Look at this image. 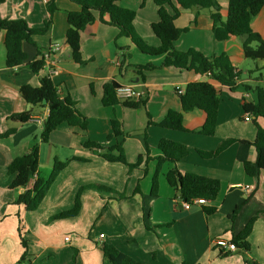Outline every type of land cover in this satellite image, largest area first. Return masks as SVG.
<instances>
[{"label": "crops", "instance_id": "crops-1", "mask_svg": "<svg viewBox=\"0 0 264 264\" xmlns=\"http://www.w3.org/2000/svg\"><path fill=\"white\" fill-rule=\"evenodd\" d=\"M47 1L5 0L0 5V15L6 20H24L30 28L38 29L48 18ZM142 2L121 0L123 7L136 11L134 26L138 34L150 46L158 47L161 42L151 28L159 20L158 7L155 0H146L144 6ZM218 2L225 20L229 0ZM55 4L57 10L48 32L34 36L35 44H23L28 59L19 68H7L6 34L0 32V133L17 129L11 137L0 139V264H18L26 251L22 264H113L104 255L103 245H112L141 264H264V171L256 179L244 169V164L254 162L257 156L252 145L257 133L254 117L250 115L247 119L243 109L245 101L254 102L256 98L242 87L252 85L254 75L250 72L255 63L245 57L242 40L231 37L215 41L208 9L183 10L175 25L187 32L174 43L175 48L196 49L210 57L226 53L240 73L237 88L232 91L208 75L174 67L147 71L143 82L134 67L149 63L160 66L163 56L141 53L129 39L119 36L117 28L96 21L82 32L85 63L80 65L71 56L66 32L68 14L80 11L81 7L70 0H55ZM251 26L264 38V7L252 18ZM52 47L58 50L51 53L48 64L35 74L27 64L37 59L38 51ZM258 64L264 76V60ZM52 69L58 70L51 79L60 95L77 103L78 110L88 119V128L63 124L51 134L48 143L40 144L39 172L33 182L36 178L48 179L56 160L69 163L40 206L27 211L23 204L16 203L24 189L10 188L13 178L7 176V168L16 157L29 153L40 142L43 125L35 118L46 120L48 109L32 107L22 98L20 88L26 84L40 86L41 79L49 77ZM110 82L131 86L140 97L147 98L145 108L104 106V85ZM193 82H209L220 91L217 125L211 136L199 133L206 121L204 110L182 109L177 89L184 91ZM259 85L264 87V79ZM31 110V119L25 123L7 120L15 113ZM170 110L183 113L184 130L158 126ZM148 115L154 125L148 126ZM113 119L121 123L122 135L108 140L113 133ZM259 122L264 127V118ZM162 140L184 145L188 154L177 163L162 165L158 195L153 196ZM228 140L233 142L223 152L215 157L206 156ZM86 142L107 147L121 145L128 164L136 163L140 156L142 163L130 169L127 164L109 162L101 157L104 150L87 147ZM74 157L88 161L73 160ZM172 169L219 180L217 198L184 208L180 194L167 181V173ZM88 185L110 188L124 193L126 198L88 188L82 193L81 210L76 216L53 219L71 210L77 191ZM137 187L141 193L136 194ZM238 206L240 209L232 219ZM209 209L214 211L209 213ZM255 216L252 231L245 239L246 248L227 250L226 246ZM20 228L27 248L22 245Z\"/></svg>", "mask_w": 264, "mask_h": 264}, {"label": "trees", "instance_id": "trees-1", "mask_svg": "<svg viewBox=\"0 0 264 264\" xmlns=\"http://www.w3.org/2000/svg\"><path fill=\"white\" fill-rule=\"evenodd\" d=\"M5 0H0V5ZM78 4L81 9L78 12L68 14L69 28L66 32V43L71 50L73 60L83 65L85 61L81 52L82 32L96 21L113 26L119 30V36L130 40L141 53L151 56H163L160 66L149 63L147 65L135 66V73L140 80L145 82V72L162 67H174L179 70L194 71L200 75H208L212 80L221 86L234 91L237 88V80L240 73L234 67L232 61L226 53L214 56H206L196 49L179 51L174 43L179 37L187 32V29H179L175 25L176 19L183 10L192 8L208 9L212 20V34L215 41H226L231 37H239L242 40V47L245 57L255 63V68L250 72L253 76V83L245 84L242 87L246 92L252 93L256 100L254 102L245 101L243 109L246 114L254 117L253 121L257 128L256 138L252 145L256 149V160L244 164L245 172L256 179L264 171V127L259 120L264 118V87L259 85L263 79V68L259 62L264 60V38L251 26L252 18L256 16L264 7V0H229L227 18L222 17V7L218 0H155L158 7L159 20L151 25L153 33L160 40L158 47L150 46L136 31L134 20L136 11L123 7L121 0H70ZM143 0L141 6H144ZM172 9V11L169 10ZM57 7L55 0L47 1L48 18L44 26L33 29L24 20H6L0 15V32H5L6 66L14 70L22 66L28 59L23 50V44H35L34 36L44 35L48 32L53 23V15ZM46 52V51H45ZM38 51V57L27 66L38 74L45 66L44 53ZM125 60L121 62L123 67ZM119 85L110 82L104 85L103 105L113 107L117 104L128 109L145 108L147 98L140 97L138 100H120L116 90ZM22 98L32 107L47 108L48 116L43 125L40 142L35 143L29 153L16 157L7 168V176L12 177L11 189H24L19 196L17 204H23L27 211H35L44 200L47 192L58 178L59 174L66 168L69 161H55L53 170L48 179L36 178L40 164V144L48 143L51 134L61 125L67 124L71 127H79L87 130L88 119L77 108V103L69 96L62 97L50 77L41 79L40 86L23 85L20 88ZM183 111H192L196 108L202 109L206 113V121L200 134L211 136L215 132L217 125L218 111L221 103L220 91L209 82H193L187 85L186 89L179 93ZM46 101V104L44 103ZM32 110L25 113H15L8 117V121L25 123L31 119ZM149 116V115H148ZM148 126L154 125L151 117H148ZM113 133L109 135L111 140L122 135L121 123L113 119ZM158 126L184 130L183 113L170 110L165 119L158 123ZM16 128H10L4 133H0V139H6L16 133ZM233 141L228 140L219 145L208 157H215L223 152ZM87 147L95 150H104L101 157L109 162H121L127 164L130 169L141 165L143 157L140 156L134 164H128L123 147L115 145L107 147L94 142H86ZM162 156L158 159L157 170L153 178L152 195L157 196L159 190L158 176L162 165L165 162L177 163L187 156V148L179 143L162 140L159 143ZM149 159V157H147ZM73 160L88 161L85 158L74 157ZM168 183L174 187L185 203L193 204V200L204 198L215 200L220 192V182L217 179L202 177L195 174H182L178 169H172L167 173ZM93 188L100 192H111L117 194L119 199L126 198L124 193H118L110 188L97 185L81 187L75 196L74 206L71 210L58 214L53 219H63L76 216L81 210V196L85 189ZM136 194L141 193L140 188H136ZM238 206L232 214V219L238 213ZM209 209L207 212L212 213ZM257 216L253 217L247 224L245 230L234 239L238 248H246L245 239L252 231L253 223ZM20 238L24 248L28 243L23 235V229H19ZM104 255L113 264H141L118 251L112 245H103ZM27 256V251L23 253L18 264H22Z\"/></svg>", "mask_w": 264, "mask_h": 264}, {"label": "built area", "instance_id": "built-area-1", "mask_svg": "<svg viewBox=\"0 0 264 264\" xmlns=\"http://www.w3.org/2000/svg\"><path fill=\"white\" fill-rule=\"evenodd\" d=\"M58 50V47H52L50 48L49 50H46V52L44 53V59H45V65L48 64V62L50 61V55L51 53H53L54 51H57ZM58 74V70L57 69H52L50 70V75L49 77L52 78L53 76L57 75ZM178 93H182L183 91L178 88L177 89ZM116 93H117V97L120 99V100H136L138 99L141 94L140 93H137L134 91V89L131 87V86H122V85H119V87L117 88L116 90ZM247 116L249 118L247 119H250V115L247 114ZM36 122L39 124V125H44V122L45 120L42 118V117H39L37 116L35 118ZM198 204V205H204L206 203V199L204 198H197V199H194L193 200V204ZM192 204L191 203H184V208L186 209H189L191 208ZM104 235H101V238H103ZM66 240H69V237L66 238ZM227 250L229 251H236L238 250V247L235 243L233 242H230L227 246H226Z\"/></svg>", "mask_w": 264, "mask_h": 264}, {"label": "water", "instance_id": "water-1", "mask_svg": "<svg viewBox=\"0 0 264 264\" xmlns=\"http://www.w3.org/2000/svg\"><path fill=\"white\" fill-rule=\"evenodd\" d=\"M44 103L46 104V101H44Z\"/></svg>", "mask_w": 264, "mask_h": 264}]
</instances>
